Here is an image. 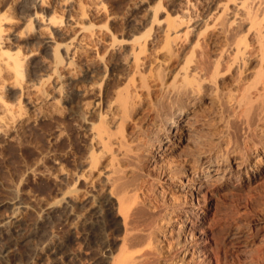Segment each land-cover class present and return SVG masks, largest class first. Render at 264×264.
Here are the masks:
<instances>
[{
  "label": "bare ground",
  "instance_id": "1",
  "mask_svg": "<svg viewBox=\"0 0 264 264\" xmlns=\"http://www.w3.org/2000/svg\"><path fill=\"white\" fill-rule=\"evenodd\" d=\"M31 1L40 6L46 2ZM174 3L183 7V19L168 20L169 45H146L141 37L132 45H83L99 34L87 26L86 17L104 11L102 0H64L66 8L74 10L65 24L61 16L46 17L38 10L17 16L14 5L30 11L29 0H0V134L14 135L50 99L41 95L29 101L30 114L25 110L23 96L32 90L43 93L40 85L32 84L35 78L44 84L54 76V91L67 85L71 94L95 97L81 112L89 155L62 197L73 214L75 198L82 192L77 183L96 175L92 189L99 190L83 193L86 199L97 198L95 219H79L97 231L107 221L112 232L121 233L118 252L106 244L96 264H160L163 256L176 260L173 264H194L213 234L212 221L220 219L224 208L213 196L237 195L264 181V0H228L214 10L207 0ZM148 15L127 24L140 28L147 21L154 23L157 13ZM186 18L193 22L183 34L195 33L196 41L170 45ZM202 33L208 45H196ZM111 39L113 44L116 39ZM35 44L43 45L46 53L38 54ZM175 46L185 53L167 71ZM29 56H34L31 62ZM107 58L129 68L126 81L108 95L105 76L100 75V69L106 75L114 70ZM78 67L84 70L76 77ZM9 90L20 96L17 103L8 99ZM214 119L219 130L212 128ZM235 125L243 132L241 143L232 135ZM22 207L14 201L12 212L0 220V228L15 237ZM253 232L247 234L240 225L229 227L232 250L248 252L255 243L263 245L264 233L259 237Z\"/></svg>",
  "mask_w": 264,
  "mask_h": 264
},
{
  "label": "rangeland",
  "instance_id": "2",
  "mask_svg": "<svg viewBox=\"0 0 264 264\" xmlns=\"http://www.w3.org/2000/svg\"><path fill=\"white\" fill-rule=\"evenodd\" d=\"M207 1L211 10H214L219 4L228 0ZM63 2L64 0H46L44 5L40 6L29 0V4L33 6L30 11H22L18 4L14 5L13 10L19 17L36 10L46 17L61 16L58 19L65 24L74 10H68ZM102 3L104 4L102 13H91L86 17L87 26L94 27L99 34L94 40H84L83 45H132L136 37L147 40L146 45H169L166 40L168 20L183 19V7L174 3V0H102ZM197 11V8H192L193 13ZM151 12L157 13L154 23L147 21L142 27L139 26L140 28L127 24V21L132 20L131 18L133 21L135 19L134 23L141 22L142 18L149 13L151 15ZM186 20L178 27L180 30L178 36H175L176 33L173 32L170 45H193L192 42L196 41L195 33L189 36L183 34L186 26L193 22H188L187 18ZM111 37L116 39L113 44ZM196 45H208L204 33L200 35L199 43ZM33 47L38 49V54L46 53L43 45L35 44ZM183 50L175 46L176 57H174L175 54L172 55L174 59L171 57V61L168 62L170 64H167V71L183 59L185 53V51L182 53ZM91 56L95 58L96 53L92 52ZM33 59L34 56H29L28 62ZM107 61L114 70H110L106 75L103 69H100V75L105 76L103 87L108 95L116 84H123L126 81L129 68L115 59L107 58ZM81 67H78L76 77L82 75L84 68ZM55 80L56 77L52 76L44 84H40L39 78L31 81L32 84L40 85L43 93L32 90L30 95L22 97L21 102L29 114L32 111L31 102L39 99L41 95H47L50 99L42 105L41 112H37L38 115L32 112L30 121L20 126L18 131L13 133L14 135L0 134V220L12 212L14 201L21 202L23 206L19 212L21 213L20 227L16 237L0 228L2 230L0 231L2 235H0V264H96L104 257L106 244H112L114 253L119 250L117 249L120 246L118 236H121L119 235L121 233L112 232L113 228L109 222L106 221L105 228L101 227L97 231L98 229L90 228L88 224H83L81 221L85 219V215L89 222L95 219L93 209L98 203L97 198L86 199L83 193L87 189H91L94 193L99 190L92 189V184L96 182V175L87 179L86 182L82 180L77 183L82 188L80 193L82 196L78 195V198H75L73 214H70L65 206L62 196L69 184L75 182L81 174V162L89 155L84 119L81 116L82 108L87 102L92 104L95 97L93 94L86 97L76 92L71 94L72 88L67 85L61 91H54ZM69 95L73 97L70 98ZM7 96L12 103H17L20 98L15 90H9ZM53 101L56 104H53ZM136 116L138 118L140 114ZM92 117L95 118L91 115L90 118ZM217 121V119L213 121L215 124L212 128L215 127V130L220 128V123ZM233 129V137L236 136L235 140L238 139L241 143L242 130L236 125ZM240 131L242 134L239 133ZM213 135L214 133H210V136L215 138ZM104 160L102 159L100 163L101 167L106 165ZM259 186L237 195L225 196L224 193H218L213 196L224 204V208L217 216L220 219L216 218V221H212L210 229L213 234L208 238L205 251L199 254L200 257L197 256L199 260L196 258L194 264H264V243L263 245L255 243L256 246L254 244L250 252H235L227 235L229 227L240 225L247 234L256 231L257 236H263L264 228L254 229L259 227V224H264L263 179ZM51 204H55L56 208L49 209ZM226 226L229 227L226 228ZM92 231L96 234L94 235ZM99 233L104 236L102 237ZM179 259L182 258L179 257L177 261ZM169 262V259L163 256L160 264ZM173 263H176V260L169 264Z\"/></svg>",
  "mask_w": 264,
  "mask_h": 264
}]
</instances>
